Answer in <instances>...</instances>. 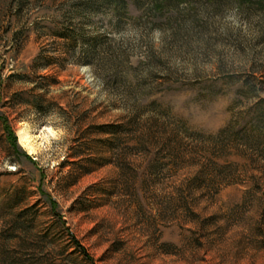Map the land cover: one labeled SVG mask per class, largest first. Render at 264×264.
I'll list each match as a JSON object with an SVG mask.
<instances>
[{
  "label": "rangeland",
  "instance_id": "obj_1",
  "mask_svg": "<svg viewBox=\"0 0 264 264\" xmlns=\"http://www.w3.org/2000/svg\"><path fill=\"white\" fill-rule=\"evenodd\" d=\"M260 107L264 0H0V264H264Z\"/></svg>",
  "mask_w": 264,
  "mask_h": 264
},
{
  "label": "trees",
  "instance_id": "obj_2",
  "mask_svg": "<svg viewBox=\"0 0 264 264\" xmlns=\"http://www.w3.org/2000/svg\"><path fill=\"white\" fill-rule=\"evenodd\" d=\"M261 110H259L255 115H254V122L252 121L251 127L249 129V133H247L245 136V139L247 143L249 144H255L257 147H262L264 148V141H263V127H264V109L263 107H260ZM7 130L9 131V135L11 136L10 129ZM11 142L13 145H15V139L14 137H11ZM82 250V249H81ZM85 253V251L83 250Z\"/></svg>",
  "mask_w": 264,
  "mask_h": 264
}]
</instances>
